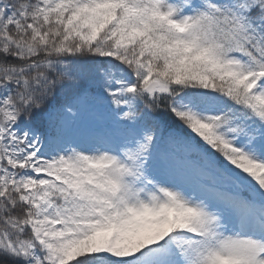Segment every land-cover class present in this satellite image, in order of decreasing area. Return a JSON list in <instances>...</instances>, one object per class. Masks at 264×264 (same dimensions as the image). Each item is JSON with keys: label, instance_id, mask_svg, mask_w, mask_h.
<instances>
[{"label": "snow or ice", "instance_id": "6c2138e0", "mask_svg": "<svg viewBox=\"0 0 264 264\" xmlns=\"http://www.w3.org/2000/svg\"><path fill=\"white\" fill-rule=\"evenodd\" d=\"M0 264H264V0H0Z\"/></svg>", "mask_w": 264, "mask_h": 264}]
</instances>
